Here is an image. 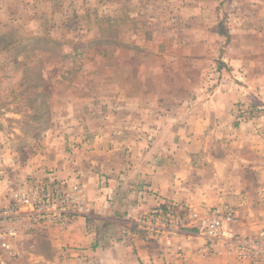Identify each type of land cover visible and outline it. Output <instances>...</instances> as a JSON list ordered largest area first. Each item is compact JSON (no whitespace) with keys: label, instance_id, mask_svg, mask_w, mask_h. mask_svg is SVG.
<instances>
[{"label":"rangeland","instance_id":"obj_1","mask_svg":"<svg viewBox=\"0 0 264 264\" xmlns=\"http://www.w3.org/2000/svg\"><path fill=\"white\" fill-rule=\"evenodd\" d=\"M224 80L246 87L234 114L250 130L217 153L232 143L245 146L263 181L264 0H0V264H55L45 229L66 228L92 211L82 176H60L54 152L84 156L97 147L100 170L121 165L127 173L133 154L139 161L137 151L152 141L157 106L166 113L193 108L192 98L208 97ZM151 96L158 102L147 101ZM213 139L204 141L221 144ZM246 175L256 176L250 169ZM43 189L61 193L41 206L46 217L21 216L34 207L20 194L43 200ZM68 196L79 212L56 225L48 217L67 208ZM227 204L190 209L164 202L136 225L151 239L192 231L208 246L220 242L238 261L233 240L264 246V229L236 231L238 210ZM218 211L226 216L223 232L211 240L202 229Z\"/></svg>","mask_w":264,"mask_h":264},{"label":"crops","instance_id":"obj_2","mask_svg":"<svg viewBox=\"0 0 264 264\" xmlns=\"http://www.w3.org/2000/svg\"><path fill=\"white\" fill-rule=\"evenodd\" d=\"M243 65L251 69L245 61ZM244 88L224 80L208 97L192 98L193 108L166 113L157 106L148 132L152 141L137 151L139 161L133 154L127 173L120 172L121 165L100 170L97 166L105 165L94 160L97 147L82 152L84 156L70 149L59 156L54 152L53 164L60 176L80 173L92 209L70 219L66 228L45 229L55 250V264H242L220 242L208 246L192 231L148 238L138 230L136 220L164 202L190 209L228 203L238 210L236 231L251 234L264 229V179L257 163L246 159L248 150L236 143L217 153L224 142L250 130L235 121L234 104L245 101ZM147 101L158 102L152 96ZM165 119L169 123H161ZM260 132L264 135V127ZM213 137L221 144L204 141ZM248 169L255 178L246 175ZM101 172L109 177L105 176L106 184Z\"/></svg>","mask_w":264,"mask_h":264},{"label":"built area","instance_id":"obj_3","mask_svg":"<svg viewBox=\"0 0 264 264\" xmlns=\"http://www.w3.org/2000/svg\"><path fill=\"white\" fill-rule=\"evenodd\" d=\"M37 185V183H33L32 187ZM29 186L31 187V182H29ZM37 190L39 191V188L37 186ZM56 193L48 192V190L43 189V200L36 199V196H32L26 192H22L20 194L19 201L23 204H30L33 205V209H30L28 213L22 212L21 216H24L25 214H28L31 218L36 215V213H39V216H43V207L42 205H45V208L51 205L49 203L50 199H52V196L60 195L61 193L59 191H55ZM70 198V196H68ZM73 200L77 201L75 197L70 198V200L67 202V199L65 197H62L63 203H67V208L60 210L58 215L56 217H52V215L48 218H50L53 223L56 225H63L66 223L71 216H75L79 210L74 209L72 210L71 202ZM61 202V201H60ZM48 209V208H47ZM220 211V210H219ZM215 212L213 215L211 214L210 220L204 225L202 229V233L204 236H206L208 239H217L221 233L223 232V226H224V218L222 213ZM81 212V210H80ZM10 214L8 212L2 213V214ZM213 213V212H212ZM15 216H20L19 212L13 213ZM46 217V216H43ZM229 220L234 219L233 211L230 212V214L227 216ZM10 233H13L10 232ZM156 233H159V231H156ZM233 243L235 244V253L237 256V260L240 263L246 262V264H264V246L260 243V241H253V240H242L239 237L233 240Z\"/></svg>","mask_w":264,"mask_h":264}]
</instances>
